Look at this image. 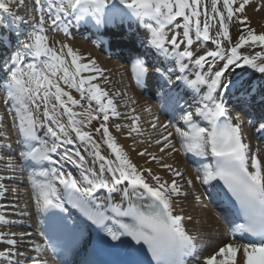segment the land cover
Instances as JSON below:
<instances>
[{"label":"snow or ice","instance_id":"snow-or-ice-1","mask_svg":"<svg viewBox=\"0 0 264 264\" xmlns=\"http://www.w3.org/2000/svg\"><path fill=\"white\" fill-rule=\"evenodd\" d=\"M250 2L32 0L31 30L0 63V199L18 191L10 182L22 173L30 201L12 205L23 219L0 213V264H50L49 253L59 257L57 264H72L68 257L79 255L92 233L116 257L112 264H264V150L252 151L244 121L234 115L259 97L255 125L264 134V31L250 25ZM24 5L0 0L17 37L24 35L25 20L17 14ZM125 24L143 28L142 44L174 65L136 58V85L151 70L170 87L179 81L190 90V100L162 93L167 123L151 106L138 112L137 101L110 88L95 59L50 41L49 33L67 37L74 26ZM209 42L213 48L203 54L193 47ZM238 70H253L262 83L239 81ZM121 137L132 143L125 147ZM180 154L197 158L195 176L168 162ZM213 192L228 209L229 226L220 243L206 245L189 228L194 217L182 198L191 196L194 209L206 207L203 195ZM35 216L39 225L27 223ZM16 225L23 230L13 231Z\"/></svg>","mask_w":264,"mask_h":264},{"label":"bare ground","instance_id":"bare-ground-1","mask_svg":"<svg viewBox=\"0 0 264 264\" xmlns=\"http://www.w3.org/2000/svg\"><path fill=\"white\" fill-rule=\"evenodd\" d=\"M33 7H34V5L32 3V0H25L24 8L20 9V11L17 13L18 15L23 16L24 20H25V23H21L19 25V31H21L22 30L21 28L23 27V25H26L27 21H30L32 19L33 15H35V13L33 11H31L33 9ZM246 15L249 18V22H250L251 27L254 28L257 31V33L264 31V0H251L250 4L247 6ZM7 24L13 28L14 33L8 32V29L4 28V26L0 27V63H2L5 59H7L6 56H3V54L6 53L5 46H10L11 44H8V43L10 41H12L13 39L17 38V33L15 31V26L12 25V18L11 17H8ZM132 26L136 27V29L133 32V36L136 38L142 37L143 32L137 28L138 26L136 24H132ZM131 40L132 39L130 37L129 41L131 42ZM100 41L102 42L103 39H100ZM134 41L140 42V39H135ZM69 43L74 48V50L78 51L79 54H81L85 57H90L92 59H95L97 61L98 65L106 70L105 74L110 77L111 83L108 86L110 88H114V90L125 92L126 96L124 99L128 100L129 98H131V100H129V103H131L132 100L137 101L138 103H136L133 106L137 108L138 112H142L143 108L146 106H151L156 115H158V112L163 111L162 108L158 107V105L156 103H154V101L157 100L159 97L161 98L162 93H167L169 91H171L173 93L174 89H173V87H171V89H170L169 85H167L165 82L160 83L158 78L159 79H161V78L154 71L150 70L149 76H148V80L151 77V75L154 76V84L153 85L151 84V88H150V95L152 97L153 102L149 101V100H141L136 95V92L132 89L129 73L127 74L125 72V70H126L125 69V66H126L125 65V60H126L125 55H122V56H124L122 58L114 57L110 61H105L101 58H98L94 52H91L89 50V48L87 47V45H85L82 41H80V40L71 41L70 40ZM145 48H147V45L145 46ZM147 56H149V55L146 54V57ZM151 57H154V58H151ZM150 59H151L149 62L150 66L155 65L156 67H161V68L174 67V65L172 64L171 61H165L164 58L159 57L155 53V51H152ZM145 60H146V58H145ZM128 72H129V69H128ZM251 72L254 73L253 70H250L249 72L244 73V75H251ZM254 74H256V75H255V77L252 78L251 82L254 85L261 84L258 82V80L260 79V74H258V73H254ZM172 78H173V80H175V75H173ZM185 90H187V89H185ZM185 97L188 100H190V91L187 92V94L185 92ZM181 102H183V100ZM161 103L163 104V109H165L166 103H167L166 99H164L162 97ZM230 106H232V105H230ZM121 111H127V109H124L121 106ZM143 115H144L145 119H150V117H148L146 113H144ZM234 115L242 118L240 111H236L234 113ZM257 118H258V115L254 114L253 116H251V118H246V121L252 123V122H255L254 119H257ZM162 121L167 123V120H162ZM115 122L116 121H113V123H115ZM113 132L115 135L119 136L118 133H115L114 129H113ZM243 135L245 137L246 142L250 144L253 152H257L258 150H261L259 145L256 143V139H255V135H261V133L256 131V126H255V130H253V131L249 130L248 128L243 130ZM261 137L264 138V136H261ZM119 142L124 144L125 147H127L128 145H130L132 143V141L130 139H125L123 137L120 138ZM260 154L262 157H264V154L262 152ZM189 156H192V155L189 154ZM131 157H132L133 161L135 163H137L138 165H144V159L137 156L135 153H131ZM185 158H186V156L180 154V155H177L174 158V160H169L168 162L175 163L178 167L186 169L187 173L189 175L195 176L196 170L191 169L185 163ZM2 167H3V165L0 164V168H2ZM152 167H156V166L153 164ZM17 177L22 178L20 174H17ZM20 184H22V183H20L19 181H16V180L14 182H10V186L16 187L18 189V191L16 193H9V194H7L6 198L0 199L2 203H5V208L8 206H12L14 204L19 205V208H23L25 203L30 202L29 201V195L28 194L24 195V189L25 188L24 189L20 188L21 187ZM22 194H23V198L21 199ZM212 194H214V193H212ZM203 200H204L206 207H196L194 209L192 204H191V201H192L191 196L188 198L187 201H184L182 198V206H183L186 214H191L194 217L193 224H190L189 228L193 229L194 231H199V233H201L204 236L206 245H215L217 243H220L223 240L222 237H223V230H225V226L223 224H221V222L218 220L215 213L210 209V206L205 202V196L204 195H203ZM20 201H21V203H20ZM4 212L7 213L9 218H11V219L14 218V215L8 209H4L0 213H4Z\"/></svg>","mask_w":264,"mask_h":264},{"label":"rangeland","instance_id":"rangeland-1","mask_svg":"<svg viewBox=\"0 0 264 264\" xmlns=\"http://www.w3.org/2000/svg\"><path fill=\"white\" fill-rule=\"evenodd\" d=\"M13 11H14V7H13ZM212 32H213V34H214L215 29H213ZM232 32H235V33H233V38L235 39V37H236V35H237V33H236V29L233 30ZM51 38H52V37H51ZM54 41H56V40H54ZM257 50H259V49L257 48Z\"/></svg>","mask_w":264,"mask_h":264}]
</instances>
